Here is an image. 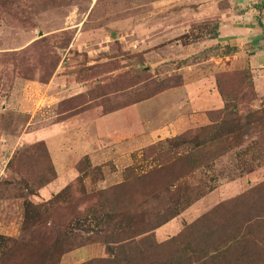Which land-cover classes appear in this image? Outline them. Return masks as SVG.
Listing matches in <instances>:
<instances>
[{
    "label": "rangeland",
    "instance_id": "1",
    "mask_svg": "<svg viewBox=\"0 0 264 264\" xmlns=\"http://www.w3.org/2000/svg\"><path fill=\"white\" fill-rule=\"evenodd\" d=\"M195 1L0 0V264H45L54 228L73 220L66 230L85 235L75 227L94 225L92 215L82 225L74 221L84 220L88 198L125 183L122 192L131 198L134 186L147 182L152 185L145 189L160 195L150 208L162 212L166 199L191 200L175 216L178 231L162 239L151 232L156 243L177 236L223 201L245 192L258 200L251 192L260 187L263 198L249 219L258 215L261 221L251 232L264 260V72L256 76L248 67L251 48L233 56L237 46L218 36L220 14H212V1ZM187 81L219 96L220 89L224 97V108L208 112L207 124L139 148L117 174L118 162L124 163L118 146L126 139L112 129L96 148L102 165L83 155L75 164L77 178L47 199L38 196L56 175L59 150L72 160L80 147L92 148L98 116L136 103L141 127L155 125L157 105L144 101ZM118 123L111 119L104 126ZM194 153L199 167L181 164ZM105 171L112 178L103 187ZM58 194L55 209H40L47 220L25 223V205L36 211L33 206ZM93 244L103 247L102 256H96L98 248L83 250ZM106 256L104 244L94 242L63 254L58 264Z\"/></svg>",
    "mask_w": 264,
    "mask_h": 264
},
{
    "label": "trees",
    "instance_id": "2",
    "mask_svg": "<svg viewBox=\"0 0 264 264\" xmlns=\"http://www.w3.org/2000/svg\"><path fill=\"white\" fill-rule=\"evenodd\" d=\"M249 73L251 74L250 71ZM218 92L224 105L225 100L220 89ZM200 145L202 144L197 146ZM198 158L199 156L194 153L183 159L186 162L181 164L186 163L192 169L197 168ZM54 178L55 174L51 180ZM141 178L144 179L146 176L138 177ZM126 185L125 183L114 186L101 192L102 195L93 194L86 200L90 205L87 212L81 215L84 216V220H79V217L74 218L77 225H82L81 223L88 221L86 217L92 215L91 219L94 222L92 227H75L80 228L78 230L85 235L73 234L72 231L66 230V228L72 229L73 220H70L66 227L61 225L62 228H54L49 233L50 237L55 239L46 251L48 259L46 258L45 264H58L63 254L94 242L104 244L107 256L92 258L81 264H264L260 256L262 250L257 244L258 240L251 232L253 225L261 221L258 215L252 216L251 221L249 219L251 218L249 211L257 208L263 198L260 187L251 192L258 200L251 197L250 192H245L236 198L223 201L212 211L198 218L195 223L188 225L177 236L156 243L151 232L174 218L181 209L191 203V200H186L183 205L180 203V198L173 201L162 199L165 202H162L161 212L155 207L150 208L151 199H160L155 189L148 191L145 189L152 183L147 182L146 186L135 185L132 190L135 195L132 194L131 198H127L122 192ZM118 191L122 192V196H115ZM112 194L113 196H109ZM104 195L109 198H103ZM59 197L58 194L53 199L33 206L36 211H32L31 205H25V223L34 224L47 220L40 209H45L43 213L48 212V207L55 209ZM123 209L128 210V215ZM132 228H134L132 235L124 234ZM138 236L141 237L134 239Z\"/></svg>",
    "mask_w": 264,
    "mask_h": 264
},
{
    "label": "crops",
    "instance_id": "3",
    "mask_svg": "<svg viewBox=\"0 0 264 264\" xmlns=\"http://www.w3.org/2000/svg\"><path fill=\"white\" fill-rule=\"evenodd\" d=\"M210 1H212V10H217L212 14H220V17L217 18L219 21L217 29V32H219L218 36H226L228 40L232 41L231 45L237 46L236 51L238 52H235L233 56L237 55L241 51V48H244V52L246 48H251L252 54L245 56V58L249 57L247 59V65L252 73L258 71L256 76L259 72L263 73L264 70H260V68L262 66L264 69V0H223L227 8H224L219 0ZM195 2H199V0ZM196 9L199 11L201 8L197 6ZM194 14L195 16H200L201 13H196L195 11ZM194 86H198V88L195 89L193 88ZM202 88L201 83L194 84L187 81L174 88L159 92L145 100L143 104L151 103L150 107H153L152 105L155 104L157 105V109L155 110V125L149 122L141 127L140 116L138 117L137 115L139 111L137 108L134 109L136 106H139L136 103L108 114H101L96 118L94 123L96 131L94 138L90 139L92 142L90 146L92 145V148L84 149V147H80L81 149L78 150L79 154L77 158L74 157L72 160H69L63 154V151L59 150V154L57 155L59 159L56 158L55 160L53 158L56 173L55 178L39 188L38 196L41 199H47L51 194L58 192L77 178L79 171L75 168V164L83 155L89 157L93 166L102 165L105 160H102V154L96 148L101 144L102 139L107 138L106 135L112 129L121 134L122 140L126 139L123 144L118 146L119 152L117 154L122 153L120 156L122 157L121 161L124 163L118 162V170L115 172L117 174L120 167L128 166L131 154L139 148L148 146L156 140L175 136L207 124V113L219 110L223 106V103L216 91L212 89L211 92L207 93L204 90H200ZM185 103L187 104L185 105ZM84 114H90V112ZM111 119L119 122L117 127L109 128L108 126H104ZM104 127L106 128L104 129ZM141 129L144 130V133L139 135ZM111 178L112 174H108L105 171V177L101 180L100 184L105 182L106 185L104 186L103 184V187H106ZM177 221L178 217H175L157 227L154 231L156 237L162 239L167 234L178 231L181 225ZM96 248L99 251L96 256H102L103 247H100V245L93 244V246H84L83 250L89 254ZM72 256L73 254L69 258H72Z\"/></svg>",
    "mask_w": 264,
    "mask_h": 264
}]
</instances>
